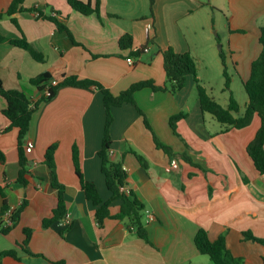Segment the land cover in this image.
<instances>
[{
    "label": "crops",
    "instance_id": "obj_1",
    "mask_svg": "<svg viewBox=\"0 0 264 264\" xmlns=\"http://www.w3.org/2000/svg\"><path fill=\"white\" fill-rule=\"evenodd\" d=\"M83 1L99 2V12L84 14L69 0H24L17 11L8 14L13 0H0V35L26 38L43 53L41 61L22 46L0 42V78L5 88L24 90L36 102L42 93L31 79L46 71L59 80L71 75L94 79L114 94L145 79L163 85L167 75L161 49L173 46L192 54L202 84L227 106L230 96L222 100L214 94L216 81L224 75L222 52L228 72L240 78L243 86L262 52L264 0H155L154 18L150 0ZM208 6L224 18L222 32L217 30L226 37L221 38L220 52L213 35L215 11ZM40 13L65 22L73 38ZM125 34L134 37L132 49L120 46ZM150 38L153 41L146 52L131 55ZM136 100L157 136L174 152L187 153L200 165L180 156L171 158L157 148L152 130L134 105L114 107L111 157L123 162L129 187L146 204L144 221L151 242L130 230L124 220L107 218L98 224L96 206L86 197L76 172L73 146H79L85 179L95 182L103 200H109L111 192L98 154L105 134L104 95L98 89L64 86L33 115L26 140L34 141L35 148L26 153V185L17 182L22 168L19 128L0 134V149L6 153L5 161H0V187L13 211L26 202L18 224L0 234V251L14 248L18 257L5 256L1 264H216L196 246L195 236L201 228L212 240L224 233L228 247L245 264H264V246L243 236L245 230H252L264 237V174L247 152L261 125L260 116L256 114L244 128L223 132V124L202 111L193 76L176 93L147 87L136 92ZM248 101V94L239 98L240 114ZM6 106L0 93L2 129L10 125L3 113ZM181 112L186 116L177 122L179 136L170 119ZM54 143L58 179L66 186L71 222L60 220L46 227L44 219L58 205V191L45 162L46 151ZM133 150L147 159L148 167ZM2 205L0 193V211ZM120 208L121 201H114L111 213L117 214ZM5 218L4 214V224ZM25 228L32 229L28 244L32 253L22 246Z\"/></svg>",
    "mask_w": 264,
    "mask_h": 264
},
{
    "label": "trees",
    "instance_id": "obj_2",
    "mask_svg": "<svg viewBox=\"0 0 264 264\" xmlns=\"http://www.w3.org/2000/svg\"><path fill=\"white\" fill-rule=\"evenodd\" d=\"M24 0H13L11 6L8 9V14H12L17 11L19 5ZM72 7L76 10L84 13L91 14L93 12H99L100 4L93 5L90 1L85 2L83 0H69ZM155 0H150L151 16L154 18ZM41 17L50 18L60 31H66L69 36L72 37L69 27L65 22L58 17L45 15L40 13ZM73 38V37H72ZM153 40L150 38L146 44L142 45L136 50L131 51L132 56H140L146 52L148 45ZM262 52L256 60L252 63L251 75L244 86L249 97V101L246 105L244 113L240 114V104L236 98L231 94L229 104L224 106L216 98L209 93L208 89L202 84L198 77V64L196 59L190 52H179L173 46L162 48L161 51L164 56V68L167 75L166 83L158 85L153 79L140 80L133 83L129 88L123 90L119 94H114L109 88L105 87L102 83L89 78H79L76 75H71L63 78L57 84H53V74L49 71L31 79V83L35 85L42 93L41 99L32 102L27 93L21 89H7L4 87L0 78V93L6 99L7 106L3 109V113L9 118L10 125L6 128H0V134L8 132L13 127L19 128L18 148L19 158L21 163V170L17 182L23 185L27 184L26 174L27 169V156H26V136L30 130V125L33 119V115L39 108L42 102H48L52 100L59 89L64 86H75L90 89H98L104 95V103L106 109V123L105 134L102 147L98 154L101 158V169L105 175L106 185L111 192L109 200L104 201L98 187L95 182L85 179L80 164V149L77 144L73 146V160L76 168V172L80 178L81 186L86 194V197L96 206V219L99 225H103L107 218H116L124 220L130 230L136 231V233L148 242H151L147 226L144 221V214L146 210L145 202L138 196L135 190L129 187L128 171L124 167L123 162L115 161L111 157L112 149V135L111 126L114 120L113 109L124 104L134 105L140 114L143 115L146 126L152 130L154 134V141L157 148L162 149L171 158L182 157L186 161L195 166H200L194 162L193 159L187 153L178 154L174 152L173 148L162 141L154 132L153 127L147 118L146 113L139 107L136 100V92L143 88H152L154 91H170L176 93L186 86L189 76H193L196 84L200 100V105L203 112L211 113L219 122L224 126L223 132H227L232 128H244L250 125L255 117L259 115L261 119V125L251 142L247 146V152L252 158L256 169L264 174V25L261 26ZM0 42H10L15 45L22 46L28 49L32 55L38 59L43 60V53L36 50L26 38L15 39L8 36L0 35ZM75 42V41H74ZM134 44V37L132 34H125L120 39V46L124 49H132ZM222 61L224 64L225 75V89L231 88V76L227 70L225 61V55L222 52ZM186 114L181 112L175 114L170 119V125L174 132L181 136L177 130V122L185 117ZM57 144L54 143L46 151L45 162L50 169V179L52 186L58 191V205L54 209V213L51 217L44 219V226L48 227L53 225L64 218L67 213V205L65 201V184L61 183L58 179L57 164L55 160ZM136 154L140 163L148 167L147 159L142 155L132 151ZM6 153L0 149V161H5ZM0 193L3 197V205L0 211V234L9 233L19 222L21 212L24 209L26 202L24 201L21 206L14 209L11 215V222L7 224L3 223L2 216L10 209L9 200L4 189L0 187ZM119 200L121 201V208L117 214H112L110 210L111 204ZM24 232L26 238L22 243V246L30 253L32 251L28 248L29 240L32 234L31 228H25ZM245 240H252L261 243L264 246V237L257 236L252 230H245L243 232ZM195 243L198 250L208 255L212 261L216 264H245L244 258L233 254L228 247L226 241V235L222 233L218 238L212 240L205 228L199 229L195 236ZM5 256H17V250L14 248L0 251V264L2 258Z\"/></svg>",
    "mask_w": 264,
    "mask_h": 264
},
{
    "label": "rangeland",
    "instance_id": "obj_3",
    "mask_svg": "<svg viewBox=\"0 0 264 264\" xmlns=\"http://www.w3.org/2000/svg\"><path fill=\"white\" fill-rule=\"evenodd\" d=\"M207 9H209L211 11H215V21H216V24H217L218 27L216 26L214 28L213 35H214L216 41L218 42L217 43V50L220 52V47H221V44H222L221 38L223 40H225L226 37L224 36L223 33L220 34L219 32H217V30L219 29L220 32H222V29L224 28V18L222 16V13L214 10L213 7L208 6ZM210 21L212 23V20L211 19H210ZM201 32H202V30H200V33ZM229 74H230V76L232 78L231 79L232 81H231V88H230V90L229 89H224V87H225V75H223L222 77H219V79L216 81L217 83L214 85V94L217 97L222 98V100H223L224 96L228 98L229 96L231 97V94H233V96L238 101L239 98L241 99L242 96L244 94H247V93H246L245 87L242 84L241 79L238 78V77H233V74L230 73V72H229ZM212 76H216V75H214V73H213ZM208 91H209V89H208ZM210 92L211 91H209V93ZM214 121L217 122V120H215V119H214Z\"/></svg>",
    "mask_w": 264,
    "mask_h": 264
},
{
    "label": "built area",
    "instance_id": "obj_4",
    "mask_svg": "<svg viewBox=\"0 0 264 264\" xmlns=\"http://www.w3.org/2000/svg\"><path fill=\"white\" fill-rule=\"evenodd\" d=\"M128 60L130 61V62H132L133 63V58H128ZM60 80L59 79H56V78H54L53 80H52V83L53 84H57L58 82H59ZM25 148H26V151L27 152H32L33 151V149L35 148V143H34V141H32V140H27L26 141V143H25ZM12 213H13V210L12 209H9L7 212H6V214H5V221H6V223L7 224H9L10 222H11V215H12ZM62 222H64L65 224H69L70 222H71V215L69 214V213H66V215L64 216V218L61 220Z\"/></svg>",
    "mask_w": 264,
    "mask_h": 264
}]
</instances>
